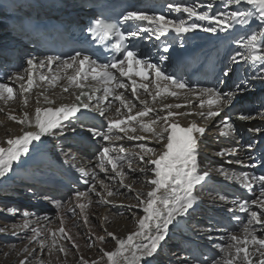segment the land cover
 <instances>
[{
    "label": "snow or ice",
    "instance_id": "snow-or-ice-1",
    "mask_svg": "<svg viewBox=\"0 0 264 264\" xmlns=\"http://www.w3.org/2000/svg\"><path fill=\"white\" fill-rule=\"evenodd\" d=\"M247 6V7H243ZM212 2L203 3H183L172 0L166 5L170 12L182 14L181 18L169 19L156 11H149L145 8L127 11L120 17L119 23L108 22L104 19L97 18L90 22L87 31L94 38L95 42L109 46L110 51L118 54L114 55L110 61L99 62L92 59L90 55L85 54L83 50L76 51L69 56H47L37 64L35 58H28L26 61L27 68L24 69L27 80V87L20 84L22 89L21 95L29 92L33 85V70L37 67H48L51 71L53 64L59 71L64 72V77L76 89L79 94L75 95L73 103H59L44 96V102L48 106H37L34 114L24 112L22 116L9 114V119L30 127L34 131L23 130L22 134L10 136L6 139L7 147L0 146V177H5L13 167L14 162L27 155L34 143L41 141L42 137H63L71 127L73 133L76 132L73 126L75 121L80 120L84 115L82 110L92 109L105 116L104 110L99 106L101 99L107 100L109 96L113 97L120 105L127 109V115L121 114V107L115 108V113L120 118L107 119L106 127L104 125H95L88 127L86 132L92 138H101L105 143L96 153L98 163L97 167L104 172L109 180L119 181L121 188L128 190L131 194L132 185L125 182L129 173L152 174L148 184L152 185L147 193L137 192L135 205H129V209H139L143 215L138 217V230L130 232L126 239L117 238L113 232H107L108 237L116 240V249L114 251H105L101 259L107 258V264H144L147 258L154 257L169 234L170 226H175L181 218L190 214L199 203V197L196 195L198 187H203L209 178L208 172L201 173L199 168L198 157L200 155V142L206 134V127L200 126L195 120L191 121L188 126L183 127L174 122L176 117L195 115L205 120H213L221 115L227 109H230L238 97L243 96L249 89L247 78L236 83L228 91H222L217 87H200L189 88L193 96L199 97V111L195 113H186L183 111L173 112V107L179 109L181 105H171L163 103L157 110L149 107L145 100H139L142 110L132 113L136 107L134 103H129L123 98V93H117L116 89H126L128 85L121 78H129L131 82V94L137 96V89H143L144 92L156 101L162 93L169 96L180 95L179 90L188 87L187 82L179 79L174 74L166 73L162 67L154 62L150 54L143 52L142 49L135 45L136 38L148 39L155 37L161 40L166 34L175 32L176 34H185L195 29H202L209 33H236L239 28L242 33L230 36V42L235 43L241 51H236L231 57L233 63H250L252 68H258L252 80H259L264 83V0H219V7ZM204 9V10H201ZM234 9V10H233ZM194 18V19H193ZM207 22V26L203 23ZM253 21H258L259 28H251ZM129 25L128 28L123 27ZM147 34V35H145ZM168 46L165 45L163 52H168ZM166 57L161 54L159 60L163 61ZM71 69V73L67 70ZM231 69L225 67L224 77H228ZM118 72V76L115 74ZM140 77L141 82L137 84L132 76ZM91 78L102 86L103 97L97 96V105L93 108L91 103L84 102L81 97L91 101L99 89L84 91L86 85L82 81ZM13 79L24 81L25 75L13 73L8 80ZM41 81L48 80L46 75L41 74ZM57 77L53 76L49 81L54 82ZM146 81V82H145ZM115 83V87H112ZM220 83H224L223 80ZM154 88L155 92L150 91ZM67 92L69 89L64 88ZM14 98L13 87L8 83L0 82V100L5 104ZM27 103V98L24 99ZM40 101L37 100L39 105ZM207 106V111L203 109ZM168 109L165 115L159 113ZM2 111V110H0ZM150 113H156L155 119L144 122L142 118ZM172 118V119H170ZM236 120L248 122L259 118L264 121V104L259 110L252 115L247 108L242 107L238 110ZM132 122H137L139 129L143 132L151 133L157 142L161 143L162 150L156 155V149L139 143V151L126 152L124 147L117 146V141L124 138L128 140L142 141L147 137L135 135L136 127H130ZM163 124L164 127L159 131L155 125ZM223 127L220 128L221 136H231L235 134L236 129L232 119L224 115L222 120ZM249 132L264 133V128H249ZM123 134V135H120ZM251 149L252 145L249 144ZM236 147L222 149L217 155H234L237 152ZM115 154V155H113ZM149 154H154V158ZM237 164H243L241 160L235 161ZM111 166L110 172L108 166ZM127 165V171L125 170ZM135 165V166H134ZM256 167V165H250ZM220 176L229 181L237 182L243 189L248 192L254 191V186H259V195L255 199L234 198L229 200L227 196L220 195L221 201L230 203L233 207L228 211L235 213L239 211L245 213L246 221H240V217L233 216V219L240 223V232L242 235L235 233L228 234L226 244H216L215 248L219 251V257L212 259L211 264H264V237L257 235V229L264 231V174L255 175L246 171H229L223 166L215 169ZM83 175H87L81 170ZM89 184V181H85ZM99 187L103 191H97L96 176L93 174V182L89 184L87 191H75L71 199L76 202V207L80 209V215L84 224H89L88 208L92 204L89 193H96L100 203L111 204L112 201L107 199L113 195L119 194L118 190L112 189L103 180L99 181ZM50 198L45 196V200ZM84 199L87 202H81ZM51 203L57 208V217L60 220L59 239L57 232L51 231L48 239H39L42 230L31 228L32 221L29 219L33 213L24 210L20 212L15 207L9 206L5 209L0 208V212L7 215H19L22 217L21 223L11 225L12 235L25 229H30L32 235L26 237L30 242L35 241L41 251L47 248L51 256L55 252L68 254L65 245L59 243L60 240L72 242V247L78 250L79 246L74 242L72 235L65 230L63 217L60 209L64 207L61 201L51 200ZM256 205L260 211H253L252 206ZM39 219L48 220L49 217L44 215ZM0 233L6 234L7 227L0 228ZM142 238V239H141ZM100 241H105V236L97 237ZM12 247H15L14 245ZM20 251L26 255L18 261V264H46V262L26 245ZM19 255V253H17ZM30 257H35V261H30ZM80 264H89L87 260L81 257ZM96 264V261H92ZM183 264V261L180 262ZM207 264V262H205Z\"/></svg>",
    "mask_w": 264,
    "mask_h": 264
},
{
    "label": "bare ground",
    "instance_id": "bare-ground-1",
    "mask_svg": "<svg viewBox=\"0 0 264 264\" xmlns=\"http://www.w3.org/2000/svg\"><path fill=\"white\" fill-rule=\"evenodd\" d=\"M219 0H177V2H183V3H203L206 4L208 2H212L214 5L217 4ZM169 2H172L170 0ZM219 6L216 5V7L213 9V11L217 10ZM78 9H81L80 7ZM204 10V9H201ZM234 10V9H233ZM168 14L170 16L175 15L176 13L168 11ZM1 9H0V14H1ZM194 19V18H193ZM198 22V21H197ZM198 23H203L205 26H207V22H198ZM3 25V22L0 23V26ZM259 28V27H257ZM202 29H195L193 31H198ZM10 35L8 30L2 29L0 31V66H7L10 63L13 62H22L21 66L17 68V72L15 73H20L21 75H25V80L24 81H19L16 79H13L9 81L8 79L6 80H0V82L8 83L9 86L13 87L14 90V98L10 101H8L7 104L4 103L3 100H0V146L7 147L6 144V139L10 136H15V135H20L22 134L23 130H30L34 131V127H30L27 124L21 125L17 123L16 121H12L9 119V114L17 115V116H22L24 112H28L29 114H34L35 108L37 106H48L44 102V96H47L49 99L54 100L57 102V106L59 103H73L75 100V95L79 94V89H76L74 85H71L64 77V72L63 71H57V67L54 66L52 67L51 71L43 68L37 67L33 71L35 74L33 75V85L32 88L29 90V92L24 93L21 95L22 89L20 88V84L23 83L25 87H27V80H26V74L24 72V69L27 68L26 61L28 58L25 59V56L29 57L30 53L32 52L31 46L29 44H23L22 48H19L18 44L21 42L16 37H10L11 40H13L12 46L10 45H5L3 41L6 35ZM3 44V45H2ZM7 44V43H6ZM9 44V43H8ZM236 51H241V49L236 48L233 52L232 55ZM231 55V56H232ZM230 56V57H231ZM35 61L38 62L40 61L39 56L36 54L34 57ZM229 64H230V74L228 77H223L224 83H220L221 80L219 81H214L212 83V87H217L220 88L222 91H228L229 89L233 88V86L240 82L241 80L247 78L249 80L248 83V89L249 93L250 92H255L254 95L248 94L247 92L241 96L238 97L237 101L235 102V106L233 110L227 109L225 112L221 113L220 116L214 118L213 120H205L200 118L199 116L195 115H188V116H180L176 117L174 122H180L184 126H188V124L195 120L200 126H205L207 131L205 135H211L216 133V137H219L218 140L215 138V142L217 141L218 144L222 147L219 148L218 146L217 149H228L232 147H240L237 152L234 155H229L230 158H219L221 156L216 155V161H212V159L209 158L206 159V153H204L203 149V140H208V141H214L209 140V139H202L200 142V155L198 157L199 161V168L201 173L203 172H208L209 173V178H216V179H221L226 182L225 186L219 187V190H213L212 186H209L207 183L204 184L203 187H198L196 190V195L199 197V203L198 205L201 206L202 209H199V211L195 210H190V214L192 212H196V215L193 216L194 219L201 220L203 222L202 225H195L194 228L191 226H188L187 224L185 225V220L190 218V214L187 215L186 217H183L180 219V221L175 225V226H170V231L175 233L176 237L174 239L170 240L166 238L164 242H162V245L169 246V253L164 257H159L158 254L154 255V257L147 258L144 264H180L181 261H183V264H211L212 259L218 258L219 257V251L218 249L215 248L216 244H226L228 242V234L230 233V225L235 224L238 225L239 229L238 232L235 233L237 235H242L240 232V223L233 219V216H238L240 217V221H242L243 217H247L245 213H241L239 211H236L235 213L229 212L228 209L233 207L230 203L221 201L219 199L220 195H225L228 197L229 200L234 199V198H248L249 200L255 199L257 195H259V189L255 188L254 186V191L253 192H248L245 189H243L237 182L235 181H229L226 178L220 176L218 172L215 171V169L219 168L220 166L225 167L227 164L232 163V160L235 162L237 160H241L244 163L243 164H236V166H230L227 169L229 171L232 168L234 171H246V172H251L254 167H251L250 165H254L251 162V157L257 154L258 147L261 142H264V133H253L249 132V128H264V121L260 120L257 118L256 120L248 121V122H243L236 120V115L238 114V110H240L242 107H245L246 105L251 108L250 113H254L259 109L257 107H261L262 103L257 102V98L261 99L264 98V83H261L259 80H252L251 77L255 75L256 71H258V68H252L250 66V63H245L244 61H241L240 63L236 64L229 59ZM244 65V66H242ZM239 67H242V69L245 71L244 76L240 81H237V76L239 72ZM69 73H71V69L67 70ZM46 75L48 77V80L41 81L39 79L40 75ZM55 76L57 79L50 83L49 81L52 79V77ZM86 87L84 88V91H92L93 89H99V91L96 92V95L93 96L91 101H87L84 97H81V99L86 102V103H91V105L96 107L98 101H97V96L103 97L104 93L102 90L101 85H94L93 83L89 81H82ZM91 84V85H90ZM67 87L69 91L65 92L64 88ZM255 87L254 90L251 88ZM152 92L154 93V88H150ZM117 93H123V98L129 102V103H134L136 107L132 109V113L134 114L137 111L142 110V105H140L139 100H145L149 107H154L157 110H159L162 106L163 103H168L171 105H181L179 109L173 107L170 109L173 112L177 111H183L186 113H195L196 111H199V107H193V105H199V97L198 96H193L189 90H184L180 91V95L173 97L167 95V93H162L160 97L157 98L156 101H151L149 100V96L144 92V90H140L139 92L137 91V96L139 99H135L131 91L128 89H120L117 90ZM27 98V103H24V99ZM39 99L40 103L39 105L37 104V100ZM256 103V104H254ZM99 106L104 110L105 116H101L99 112L93 111L91 108L87 110H82L84 112V115L80 117V120L75 121L73 126L76 129V132L73 133L71 130V127L68 129V131L64 134V136L61 137H42L41 141H37L34 143V146L32 147L31 151L23 156L20 160L14 162L12 170L6 174L5 177H0V188L4 187L9 184L16 183L19 186H22L24 184H27L28 182L24 181L27 179L26 172L30 171L34 167H41L45 168L47 170H51L52 176H57L54 177V179L57 181L55 184H60L58 182H62L63 179L57 175V173L53 172V169H56L57 171L62 170L63 173H67V171L71 172L73 176L78 175L82 177L80 180L77 181V179H73L75 184L79 186H75L73 183H69L67 187L62 188L61 186L57 187L56 190L54 189L53 181H50L47 179L45 186L39 188L40 190H45L48 189L49 191L46 194H40L38 200L45 201V196L49 197L50 193L57 192L59 193V196L61 195V192L63 191V194H67L70 198L72 197V194L75 191H87L89 185L84 183L86 180L89 181V184L93 182V174H97L98 179L96 178V185H97V191H103L99 187V176L104 178V183L109 182L106 184H109V186L114 189L118 190L117 197L111 196L107 197V199L111 200V204H106V203H100L99 202V197L96 195V193H89V197L92 200V204L88 208V215H89V224L86 226L84 224L83 218L80 215V209L76 207V202L74 200H70L71 204L67 206L68 210L71 211V215H74L75 213V218L74 219H69L68 223L71 225L73 224L74 229L66 225L65 219L63 218L64 221V228L66 231H68L72 237L73 240H75L74 234H80L83 239L89 243V240L92 239V243L96 244L95 248L96 250L101 251V249L105 251H114L117 247L116 245V240L112 239V237L107 236V232H104L106 223H109L113 220V218H117L118 221L114 222L113 224L119 225L121 229L113 232L114 235L119 238V239H126L127 235L130 232H134L138 230V217L143 215V213L139 209H129V205H135L137 203L135 196L130 195L128 193V190L125 188H121L119 185V181L117 180H109L104 172H97V170L91 171L93 165L89 162L88 158H84L87 153H84L82 156V153L86 150L83 149H78L80 148V143L85 146L82 142L81 138H87L90 136L86 132V129L84 127L85 123H89L91 126L99 125L98 123H102L106 127V118L107 119H115V118H120L117 116L115 113V108L116 107H121V114L122 115H127V109H124L119 101H116L113 97L109 96L107 100L101 99L99 101ZM247 107V108H248ZM168 109L161 111L159 114L161 116L165 115ZM203 111H207V106L203 109ZM235 115H232V113H235ZM87 113H93L92 117H85ZM156 113H150L148 116L138 118L142 119L144 122H148L149 120L155 119ZM224 115H228L231 117L232 122L234 124V127L236 129L235 134L231 136H221L219 134L220 128L223 127L222 120ZM172 119V118H170ZM203 121V122H202ZM89 126V127H91ZM130 127H136L137 132L135 135L138 136H143L147 137V139H144L142 141H137V140H128L127 138H124L122 141H117V146H123L126 152H134L138 151L139 148L137 145L139 143H144L148 147H152L156 149V155L159 154V152L162 150L161 143L156 141V138L151 135V133L148 132H143L139 129V125L137 122H132ZM157 131H159L161 128L164 127L163 124H158L154 126ZM123 135V134H120ZM213 135H211L213 137ZM208 137V136H207ZM204 138V137H203ZM96 144H99L100 147L105 143L101 138H92ZM59 140V141H58ZM52 143H64L65 146H69L70 149V157H63L60 158L55 155L54 156V151L52 152L51 150L47 149L48 145H51ZM207 144L210 145L208 142ZM251 144L252 148L249 149L248 145ZM87 147V146H85ZM215 147V148H216ZM90 149L91 152L93 150L90 147H87ZM219 150V151H220ZM88 151V150H87ZM79 152V153H78ZM210 152V151H209ZM90 153V152H89ZM56 154V153H55ZM216 154V153H215ZM78 155L80 158H78ZM115 155V154H113ZM213 155V154H212ZM150 157L154 158V154H149ZM78 158V159H77ZM135 166V165H134ZM39 169V168H38ZM109 173L110 172L111 166H108ZM81 170H83L84 173H87V175H83ZM125 170L127 171V165H125ZM250 170V171H249ZM39 176H43L42 174L46 171L44 170H39ZM90 171V172H89ZM49 172V171H48ZM41 174V175H40ZM114 175V174H112ZM51 176V174H50ZM152 177V174L149 172L148 174H141V173H129L126 178L125 182L128 184L135 183L137 182V192H143L147 193L152 185L148 184L147 181L150 180ZM53 179V180H54ZM35 182V181H33ZM83 182V183H82ZM36 184L39 185V182H36ZM62 185V184H61ZM71 185V186H69ZM10 186V185H9ZM136 186V185H134ZM133 186V188H134ZM149 186V187H148ZM23 187V186H22ZM45 188V189H44ZM13 190H19L17 188H12ZM22 189V188H21ZM136 189V188H135ZM28 194L35 193V188L32 186H29L27 190H25ZM211 191L215 192L214 194H210ZM53 192V193H54ZM37 193V192H36ZM217 193V194H216ZM133 194V193H131ZM42 195V197H41ZM129 196V199H127ZM29 201V200H28ZM27 201V202H28ZM31 202V201H30ZM81 202L86 203L87 201L82 199ZM33 204V203H32ZM19 204H15V206L18 207ZM34 205V204H33ZM35 205H40V202H36ZM22 211L27 210L31 213H33V216H36V212L38 211V208L32 207L31 205H25ZM44 209V208H43ZM253 211H260V209L256 206H252ZM52 211L50 209H47L44 211V213H41L40 217H43L44 215H47L49 217L48 220H45L44 225L38 224L37 222L33 221L34 219H30L32 221L30 227L31 228H38L42 230V235L39 237V239H48L49 235H46L47 229L49 227V224L61 226L60 220L56 215L51 216ZM123 213V216L121 215ZM4 215V214H3ZM50 215V216H49ZM5 218H9L6 222L0 223L1 225H7L10 224L12 220H15V222L21 223L22 222V217L19 215H7L5 214ZM122 217V218H121ZM192 218V217H191ZM125 221H124V220ZM43 220V219H42ZM122 222V224L120 223ZM192 221V220H191ZM194 222V221H193ZM190 223V222H189ZM187 226V227H186ZM194 226V225H193ZM100 231V233L98 232ZM12 229L7 230L6 234L0 233V242H10L14 243L17 245V250L13 254L14 256L9 258V261H15L16 264H18V261L22 259L26 253L20 251L24 246H28L30 250L36 251L38 255L43 254V252H47L46 248L41 251L39 245L35 242L32 241L30 242L26 237H30L32 235L30 229H25L23 231H20L17 233V235L13 236L12 234ZM27 233L29 235H27ZM105 236V240H109L110 243H108V247H98L99 246V240L97 239L98 236ZM181 238L179 241L177 240L178 237ZM257 235L264 237V231H261L257 229ZM58 237V236H57ZM59 239V238H58ZM142 239V238H141ZM168 240V242H167ZM50 239H48L49 243ZM12 243V244H13ZM60 244L67 246H70L72 243L69 242L68 240H60ZM161 245V247H162ZM4 246V245H3ZM160 247V248H161ZM95 250V251H96ZM160 250V249H159ZM163 250V249H162ZM167 250V249H165ZM177 250H183L185 251L188 256L186 257L185 260H181L177 256H175V253ZM44 252V254H46ZM19 253V255L17 254ZM103 256V252H99ZM183 254V253H182ZM57 258L58 264H75V260H79L81 257V254L78 253L77 251L75 252L68 251V254L65 255L64 253H53ZM185 255V254H184ZM163 256V255H162ZM9 257V256H8ZM105 259V260H104ZM103 260L107 264V258L105 257ZM30 261H35V257H30ZM81 260V259H80Z\"/></svg>",
    "mask_w": 264,
    "mask_h": 264
},
{
    "label": "rangeland",
    "instance_id": "rangeland-1",
    "mask_svg": "<svg viewBox=\"0 0 264 264\" xmlns=\"http://www.w3.org/2000/svg\"><path fill=\"white\" fill-rule=\"evenodd\" d=\"M252 90H254L255 89V87H252L251 88ZM248 94H251V95H254L255 94V92H250L249 93V91H248ZM263 100V98H261V99H258L257 98V102L258 103H262L261 101ZM254 104H256V103H254ZM262 104H264V103H262ZM259 110V109H258ZM255 113L256 112H254L252 115H255ZM203 122V121H202ZM212 135V134H211ZM211 135H204V138L203 139H211V140H213V138H212V136ZM208 136V137H207ZM82 140H84L83 142H84V145L85 146H87V147H90L92 150H93V152H91L90 151V149H88L87 147H85V146H83L81 143H80V148H78V149H83V150H86V151H84L83 153H82V156L84 155V153H87V155H85V157L84 158H88V160H89V162L91 163V165H93V167L91 168L92 170L91 171H94V170H97V172H100V169L97 167V163H98V159H97V155H96V153L98 152V150H99V148H100V145L99 144H96L95 142H94V140L92 139V138H90L89 139V137H85V138H81ZM59 141V140H58ZM86 141V142H85ZM204 141V143H203V148H201V150L203 149V151H204V153H206V157H208L209 158V155H210V158L212 159V160H215L218 156H221V157H219V158H230V156L229 155H218L217 157H216V155H217V153H219L220 151V149H217V147L216 148H214V144H215V141H208V140H203ZM210 143V145L209 144H207V143ZM212 143V144H211ZM49 150H51L52 152L54 151V156L56 155L57 156V158L58 157H60V158H63V157H65V158H67V157H70L71 158V156H69V154H70V149H69V146H65V144L64 143H52L51 144V147H49ZM88 150V151H87ZM137 151V150H136ZM139 151V150H138ZM210 151V152H209ZM90 152V153H89ZM56 153V154H55ZM79 153V152H78ZM216 153V154H215ZM213 154V155H212ZM76 156H78V155H76ZM78 158H80L79 156H78ZM77 158V159H78ZM207 158V159H208ZM216 161V160H215ZM232 165H234L233 164V162L232 163H230V164H227L224 168L225 169H227L228 167H230V166H232ZM39 168V169H38ZM93 168H94V170H93ZM44 170V171H46V173L44 172L42 175L43 176H39V173H40V171L39 170ZM49 171V172H48ZM53 172H56V171H53ZM90 172V171H89ZM26 174L28 175V176H26L27 177V179L26 180H24V181H26V182H28L27 184H24V185H22V186H19L18 184H16V183H13V184H9V185H6V186H4V187H1L0 188V208H3V209H5L6 210V208L7 207H9V206H12V207H15L16 209H18L19 211H22L24 208H26V207H24L25 205H33L32 203H36V202H40V205H35L34 204V206H36V207H38V208H40L39 209V211H38V213L36 214V216H31V217H29L30 219H34L33 221H35V222H37L38 224H41V225H44V223H45V220H42V219H37L38 217H40L41 216V213H44V211H46L47 209H50L51 211H52V213H51V216H54V215H56L57 216V208L55 207V205L53 204V203H51V200L52 199H49V200H45V201H41V200H38V198L40 197L39 195L40 194H42V193H45V190H47V189H45V190H40L39 188H41V186L42 187H44L45 186V184H44V180H47V179H54V177H57L56 175L55 176H52V172H51V170H47V169H45L44 167L43 168H41V167H34V168H32L30 171H28V172H26ZM50 174H51V176H50ZM68 174V173H67ZM41 175V174H40ZM95 176H96V178L98 179V176H97V174H95ZM74 178L75 179H77V181L78 180H80V178L82 179V177H80V176H78V175H76V176H74ZM99 180H103L104 181V178L103 177H101V176H99ZM33 181H35V182H33ZM54 182H57L55 179L53 180ZM36 182H39V185L38 184H36ZM69 181L67 180V182H58V183H61L62 185H61V187L62 188H65V187H67V185L69 184L68 183ZM83 183V182H82ZM85 183V182H84ZM106 183H109V182H105V184ZM57 185V184H56ZM87 184H85V186H86ZM89 185V184H88ZM109 185V184H108ZM134 185H136V186H134ZM137 185H138V183L137 182H135V183H132V188H133V186H134V188H133V191H132V193L133 194H130V195H134L135 196V194L137 193ZM29 186H32L33 188H35V193H36V191H37V195H34L33 193H31V194H28V193H26V191L25 190H27L28 189V187ZM70 186V185H69ZM75 186H77V185H75ZM17 188V189H19V190H13L12 188ZM149 187V186H148ZM22 188V189H21ZM79 188V187H78ZM136 188V189H135ZM37 189V190H36ZM48 191H46V193H47ZM45 193V194H46ZM114 197H117V194L116 195H113ZM41 197H42V195H41ZM128 198L127 199H129V196H127ZM54 200H59V201H61L62 202V204L64 205V207L63 208H61L59 211H60V213H61V215H62V217L65 219V222H66V225H68L69 227H71L72 229H74V226H73V224H69L68 223V220L69 219H74L75 218V213H74V215H71V211H69L68 210V208H67V206L69 205V204H71V202H70V200H71V198L67 195V194H63V191L61 192V195L59 196V193H55V195H54V198H53ZM29 200V201H28ZM28 201V202H27ZM31 201V202H30ZM44 202V203H43ZM15 204H19L18 205V207L17 206H15ZM44 208V209H43ZM40 213V214H39ZM4 214V215H3ZM121 215L123 216V213H121ZM50 216V215H49ZM5 217H7V216H5V213L4 212H0V223H4V222H6L8 219L7 218H5ZM21 217V216H20ZM122 218V217H121ZM22 219V218H21ZM118 221L117 220V218H113V220L111 221V222H109V223H106V228H105V230H104V232H115V231H117V230H119V229H121L120 227H119V225H116L115 226V224H113L114 222H116V221ZM124 220V219H123ZM192 220V221H191ZM125 221V220H124ZM194 221V222H193ZM190 222V223H189ZM196 222H198V225L200 224V225H202L203 224V222H201V220H197V219H193V218H190L189 220H187V224L188 225H191V226H193L192 228H194L195 227V225H196ZM14 223H16L15 222V220H12L11 222H10V224H7V225H1L0 224V228H4V227H7V230H10V229H12L11 228V225L12 224H14ZM120 223L122 224V222L120 221ZM60 228V226H58L57 227V225H51V224H49V227L48 228H46L47 229V234L46 235H49V233L51 232V231H55V232H57V238H59V235H60V233L58 232V229ZM98 232L100 233V231L98 230ZM27 235H29L28 233H27ZM74 236H75V240H74V242L79 246V248H78V250L76 249V248H73L72 247V244L70 245V246H67L66 248L68 249V251H70L71 249H72V251H74L75 250V252L77 251L78 253H80L81 254V257L84 259V260H87L88 262H89V264H92V261H96V264H106L105 262H104V260L103 259H101V257H102V255L99 253V252H101V251H99V250H96L95 248H97L96 247V244H93L92 243V239L91 240H89V243L90 244H87V242L83 239V237L80 235V234H74ZM170 238H174V235L172 234V232L170 231L169 232V234H168V236H167V239H169L170 240ZM167 242H168V240H167ZM13 243V242H12ZM12 243H10V242H3V243H1L0 242V264H16V260L15 261H9V258H10V256L11 257H13L14 255V253H15V251L17 250V245H15L14 243L12 244ZM51 243V240L49 241V244ZM72 243V242H71ZM108 243H110V241L109 240H105V241H100L99 240V248L100 247H108ZM4 245V246H3ZM15 246V247H12V246ZM163 249V250H162ZM164 249H167V250H164ZM169 246H167L166 245V248H165V246L164 245H162V247L160 248V250L158 251V256L159 257H164V254L165 255H167V253H169ZM46 250H47V248H46ZM96 250V251H95ZM36 252V251H35ZM45 252V251H44ZM44 252H43V254H40L39 256L46 262V264H58V263H56L58 260H57V258L58 257H56L55 255H49L48 254V251L47 252H45L46 254H44ZM182 250H179V251H177L176 253H175V256H177L178 258H180V256H181V258L182 259H184V258H186L187 257V254L186 253H183L182 254ZM58 253V252H57ZM185 254V255H184ZM163 255V256H162ZM9 256V257H8ZM81 257L79 258V260L77 261V260H75V264H80V259H81ZM180 258V259H181Z\"/></svg>",
    "mask_w": 264,
    "mask_h": 264
}]
</instances>
